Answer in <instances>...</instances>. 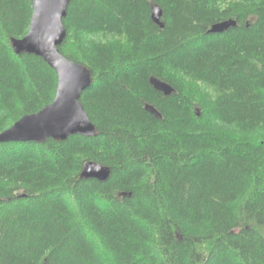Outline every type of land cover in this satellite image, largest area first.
<instances>
[{"label": "trees", "instance_id": "obj_1", "mask_svg": "<svg viewBox=\"0 0 264 264\" xmlns=\"http://www.w3.org/2000/svg\"><path fill=\"white\" fill-rule=\"evenodd\" d=\"M31 14L0 0V132L55 96L10 43ZM63 25L98 135L0 142V264H264V0H71ZM88 160L106 180L80 177Z\"/></svg>", "mask_w": 264, "mask_h": 264}, {"label": "water", "instance_id": "obj_2", "mask_svg": "<svg viewBox=\"0 0 264 264\" xmlns=\"http://www.w3.org/2000/svg\"><path fill=\"white\" fill-rule=\"evenodd\" d=\"M70 1L31 0L32 14L27 32L21 37L10 39L16 54H34L43 58L55 70L57 86L50 103L36 112L21 116L1 131L0 142L43 143L48 138L63 141L73 134L98 135L97 128L80 102L82 92L92 84V73L87 65L70 60L59 51L66 37L63 19ZM161 15L160 6H153L152 20L162 27ZM235 25L236 21L229 18L212 24L208 32H222ZM149 82L164 95L175 92L169 83L156 76H150ZM144 108L161 117V113L152 104L145 103ZM109 173V166L88 160L82 166L80 177L104 181ZM121 195L129 196L130 193L122 192Z\"/></svg>", "mask_w": 264, "mask_h": 264}, {"label": "rangeland", "instance_id": "obj_3", "mask_svg": "<svg viewBox=\"0 0 264 264\" xmlns=\"http://www.w3.org/2000/svg\"><path fill=\"white\" fill-rule=\"evenodd\" d=\"M107 38L108 37H106V36H100V35H97V36H94V39L96 40H101V41H105V40H107ZM207 91H209V92H211V90L210 89H208Z\"/></svg>", "mask_w": 264, "mask_h": 264}]
</instances>
